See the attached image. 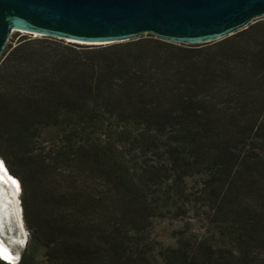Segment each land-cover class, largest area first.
Instances as JSON below:
<instances>
[{
    "label": "trees",
    "instance_id": "obj_1",
    "mask_svg": "<svg viewBox=\"0 0 264 264\" xmlns=\"http://www.w3.org/2000/svg\"><path fill=\"white\" fill-rule=\"evenodd\" d=\"M147 35L7 45L0 158L30 232L17 264H264V17L202 45ZM192 202L210 233L151 238Z\"/></svg>",
    "mask_w": 264,
    "mask_h": 264
},
{
    "label": "water",
    "instance_id": "obj_2",
    "mask_svg": "<svg viewBox=\"0 0 264 264\" xmlns=\"http://www.w3.org/2000/svg\"><path fill=\"white\" fill-rule=\"evenodd\" d=\"M263 17L264 0H0V59L16 31L87 45L123 43L145 34L203 44Z\"/></svg>",
    "mask_w": 264,
    "mask_h": 264
},
{
    "label": "rangeland",
    "instance_id": "obj_3",
    "mask_svg": "<svg viewBox=\"0 0 264 264\" xmlns=\"http://www.w3.org/2000/svg\"><path fill=\"white\" fill-rule=\"evenodd\" d=\"M24 36H29L32 39L49 37V36H42L38 34H31L27 32H17L16 31L11 35L10 40L8 41L7 45L11 43V40L15 39V41L17 42ZM141 38L151 39V37L147 34L143 35ZM60 40H63V39H60ZM65 41L87 45L86 43L73 41V40H65ZM115 44H119V43H115ZM115 44H104V45H96V46L108 47V46L115 45ZM172 44L178 45L181 47H185L187 45L184 43H172ZM203 44H206V43H203ZM199 45H202V44H199ZM199 181L200 180L198 178L190 179L189 185L191 189L195 190L196 188H198ZM21 196L22 194L20 195V207H21V214H22V220H23V227L21 229V219H20L18 211L15 208H14L15 210L13 209V204L15 203H12V206H11V203H9L10 209L12 210L11 213L13 215V217L11 216L12 228L9 226L10 224L8 223V225L6 226L7 235L4 236L5 239L7 238L6 239L7 242L12 246L14 251L18 254V258L22 254L28 241L30 240V232L26 226V221L24 217L25 213H24V207L22 204ZM187 208L189 209L187 215L182 216V217H178L174 212H172V213H167L164 217L156 218L154 220L151 238L160 245L175 246L177 245V238L180 236V232L183 230L188 231L189 232L188 235L190 234L203 235V234L210 233L211 230L213 229V226L210 224V220H209V217H210L209 209L205 205L200 204V203L196 204L195 202L188 204ZM18 234H19V237L23 239V241L25 240L24 241L25 243H22V244L17 243L14 235H18Z\"/></svg>",
    "mask_w": 264,
    "mask_h": 264
},
{
    "label": "bare ground",
    "instance_id": "obj_4",
    "mask_svg": "<svg viewBox=\"0 0 264 264\" xmlns=\"http://www.w3.org/2000/svg\"><path fill=\"white\" fill-rule=\"evenodd\" d=\"M7 168L8 167L5 161L0 158V255L5 261L15 264L18 262V254L14 251L12 246L7 242V238L5 239L4 236L7 235L6 225H8V223L12 228L11 216L13 217V215L11 213L12 210L10 209L9 203H11V206L12 203H15L13 204V209L15 208L18 211L21 219V229L23 227L20 207V195L22 192V186L20 181L15 176H13ZM14 237L18 244L25 243V240L23 241V239L19 237V234L14 235Z\"/></svg>",
    "mask_w": 264,
    "mask_h": 264
},
{
    "label": "clouds",
    "instance_id": "obj_5",
    "mask_svg": "<svg viewBox=\"0 0 264 264\" xmlns=\"http://www.w3.org/2000/svg\"><path fill=\"white\" fill-rule=\"evenodd\" d=\"M9 170V169H8ZM21 183V182H20ZM21 194H22V192H21ZM27 246V245H26ZM26 248V247H25ZM21 256H22V254H21ZM21 256L18 258V262L20 261V259H21ZM0 258L3 260V261H5L2 257H1V255H0ZM5 262H7V261H5ZM17 262V263H18ZM7 263H9V264H13V263H10V262H7ZM17 263H15V264H17Z\"/></svg>",
    "mask_w": 264,
    "mask_h": 264
}]
</instances>
